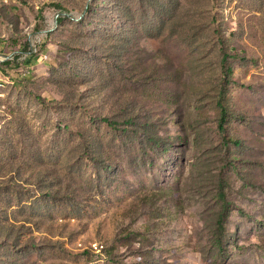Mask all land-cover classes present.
<instances>
[{"label": "rangeland", "instance_id": "374dc122", "mask_svg": "<svg viewBox=\"0 0 264 264\" xmlns=\"http://www.w3.org/2000/svg\"><path fill=\"white\" fill-rule=\"evenodd\" d=\"M0 72V264H264V0H0Z\"/></svg>", "mask_w": 264, "mask_h": 264}, {"label": "trees", "instance_id": "16d2710c", "mask_svg": "<svg viewBox=\"0 0 264 264\" xmlns=\"http://www.w3.org/2000/svg\"><path fill=\"white\" fill-rule=\"evenodd\" d=\"M62 21H64V18H59L58 22L60 23ZM227 59H228V56L225 55L223 57V70H224L223 76H224V82L229 85L231 83L230 77L232 76V70L228 68V66L226 67L225 65V63L227 62ZM228 93L229 92L226 87V88H223L218 94V99L216 103L219 108V113H220L218 129L222 136V144L225 147H229V145L239 146L240 141H238V139H235L233 137H228V133L226 129V124L228 122L229 115H230L229 107L227 104L229 101ZM102 121L106 123L113 130H118L119 125H120L119 121L112 120L109 118H102ZM153 141L155 142L156 138H154ZM218 197H219V201H221L220 202L221 210L219 212L218 220H217V225L219 227L218 229H219V234H220L223 231L222 229H224V225L229 217L230 203L228 202L227 196L223 190L219 192ZM215 244L218 250L222 249V240L220 237L217 238Z\"/></svg>", "mask_w": 264, "mask_h": 264}, {"label": "built area", "instance_id": "2783aa9c", "mask_svg": "<svg viewBox=\"0 0 264 264\" xmlns=\"http://www.w3.org/2000/svg\"><path fill=\"white\" fill-rule=\"evenodd\" d=\"M43 57H44V58H46V57H48V56H47V55H46V56H42V59L44 60V58H43ZM0 74H2V73L0 72Z\"/></svg>", "mask_w": 264, "mask_h": 264}]
</instances>
